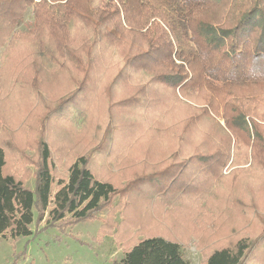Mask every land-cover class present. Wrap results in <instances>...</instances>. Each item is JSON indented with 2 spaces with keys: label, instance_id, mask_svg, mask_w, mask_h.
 <instances>
[{
  "label": "trees",
  "instance_id": "trees-1",
  "mask_svg": "<svg viewBox=\"0 0 264 264\" xmlns=\"http://www.w3.org/2000/svg\"><path fill=\"white\" fill-rule=\"evenodd\" d=\"M246 168L264 183V0H0V240L98 219L113 264H188V230L203 264H264L258 196L223 205Z\"/></svg>",
  "mask_w": 264,
  "mask_h": 264
},
{
  "label": "rangeland",
  "instance_id": "rangeland-1",
  "mask_svg": "<svg viewBox=\"0 0 264 264\" xmlns=\"http://www.w3.org/2000/svg\"><path fill=\"white\" fill-rule=\"evenodd\" d=\"M31 22L32 16L28 15L18 30L24 31L28 29ZM79 116L80 114L73 110L72 121L78 129H82L86 127V123ZM254 178L255 174L252 168L242 170L241 175L238 172L233 173L230 178L232 183L226 189L227 205L223 201L225 208L228 207L232 210V207L238 204L239 199L243 200L244 205L251 206L256 195L259 203L264 205V183H257ZM26 184L29 187H33V175L27 180ZM141 190L145 189L142 188ZM142 198H144L143 195L136 196L134 200L129 202L127 207H130L131 212H136L138 208L142 210V208L145 209L152 205L142 200ZM157 200L159 199H155L153 202L155 203ZM136 214L139 213L136 212ZM102 217L105 218L106 216L103 215ZM131 220L133 221L134 219L131 218ZM119 222V218L114 221L107 219L106 225L113 224L117 226ZM197 222L195 226H199V221ZM254 222L258 221L255 220ZM104 224V220L97 219L95 221L82 222L73 227L45 228L46 224L44 223L40 227L41 232L35 233L32 237L22 238L18 241L11 239L0 240V264H113L114 261H119L123 257V250L117 244L116 236L113 237V234L105 235L107 227L105 226L104 232ZM127 226L130 231H137L140 228V226L136 227L134 223H130ZM32 230L36 231L35 225L32 226ZM113 232L111 230L110 233ZM180 232V226H173L172 228L164 226L162 231H158V234L168 240H176V236H179ZM122 234H126L124 238H129L128 234L130 232ZM188 236L191 242L182 249L185 260L188 264H203L204 256L199 247H197V240L199 239L197 233L194 230L193 232L188 230ZM120 237L117 238L120 239Z\"/></svg>",
  "mask_w": 264,
  "mask_h": 264
}]
</instances>
